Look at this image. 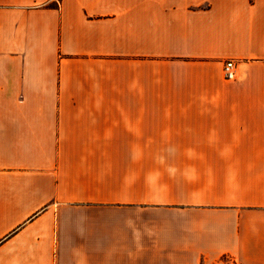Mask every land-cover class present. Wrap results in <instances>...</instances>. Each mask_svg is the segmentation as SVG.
<instances>
[{
    "label": "crops",
    "instance_id": "0c3cea01",
    "mask_svg": "<svg viewBox=\"0 0 264 264\" xmlns=\"http://www.w3.org/2000/svg\"><path fill=\"white\" fill-rule=\"evenodd\" d=\"M0 264H264V0H0Z\"/></svg>",
    "mask_w": 264,
    "mask_h": 264
},
{
    "label": "built area",
    "instance_id": "2783aa9c",
    "mask_svg": "<svg viewBox=\"0 0 264 264\" xmlns=\"http://www.w3.org/2000/svg\"><path fill=\"white\" fill-rule=\"evenodd\" d=\"M224 76L228 80H234L238 76V63L235 59H228L224 62Z\"/></svg>",
    "mask_w": 264,
    "mask_h": 264
}]
</instances>
